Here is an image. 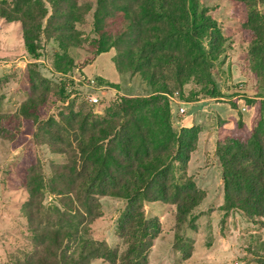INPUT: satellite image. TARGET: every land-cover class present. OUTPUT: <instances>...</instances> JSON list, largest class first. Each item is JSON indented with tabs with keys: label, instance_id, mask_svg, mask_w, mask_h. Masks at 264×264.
<instances>
[{
	"label": "trees",
	"instance_id": "trees-1",
	"mask_svg": "<svg viewBox=\"0 0 264 264\" xmlns=\"http://www.w3.org/2000/svg\"><path fill=\"white\" fill-rule=\"evenodd\" d=\"M228 1L236 5L242 2L246 9L247 20L242 30L250 42L251 67L264 88V0ZM199 2L97 0L94 34L99 40L94 41L93 53L98 55L110 48V40L101 37V29L105 18L113 16L118 22L116 44L137 42L127 49L120 48V53L130 54L132 67L140 69L142 63L154 61L182 66L172 53L174 41L206 54L202 40L219 39L215 32L205 35L203 29H211L217 23L200 9ZM87 4L81 0H0V21L22 26L25 58L34 63L42 57L46 34L52 33L48 37L61 45L81 47L76 25L88 14ZM110 5L114 7L111 9ZM71 64L72 60L67 63ZM186 77L183 73L178 76L180 80ZM31 86L34 92L31 90V96L18 112L0 114V143L15 144V148L35 143V129L45 119L48 95H37L36 85L31 82ZM62 92L67 96L64 89ZM154 94L150 98H120L106 118L75 111L70 106L57 119L46 121L51 126L61 124L63 130L50 129L53 140L44 145L68 158V163L55 167L47 189L58 198L56 206L48 211L56 214L59 223L46 217L43 191L47 184L42 164L27 155L18 175L30 195L24 213L38 225L34 232L40 246L24 263L10 264H149L163 224L160 218L147 215L146 206L175 205L174 222L178 227L187 224L206 198L205 191L186 174L200 131L185 128L176 133L171 123L169 89L162 86ZM220 97L209 84L204 98ZM253 99L256 114L251 128L240 122L233 130H220L216 158L223 181V211L241 212L254 224L264 220V93ZM177 167L184 173L183 181L176 178ZM100 197L127 202L117 228L121 251L90 235L92 224L101 216ZM261 258L264 263V256Z\"/></svg>",
	"mask_w": 264,
	"mask_h": 264
},
{
	"label": "rangeland",
	"instance_id": "rangeland-1",
	"mask_svg": "<svg viewBox=\"0 0 264 264\" xmlns=\"http://www.w3.org/2000/svg\"><path fill=\"white\" fill-rule=\"evenodd\" d=\"M85 1L88 2L89 12L76 25L83 43L81 47L61 45L55 38L48 37L52 33L46 34L42 40V57L34 63L25 58L22 26L0 21V114L19 111L21 104L31 96V90L34 92L31 82L37 87V95H48L45 119L35 129V143L18 148L15 144L0 143V263H24L40 246L34 232L38 225L24 213L30 195L18 175V170H23L22 161L27 155L42 164L47 184L43 191L46 217H50L52 223H59L56 214L48 211L56 206L58 198L47 189L56 173L55 167L68 163V158L62 153L51 152L44 145L53 140L50 129L63 130L61 124L51 126L46 121L57 119L61 111L70 106L75 111L106 118L115 109L118 99L150 98L156 90L166 86L170 91V116L174 131L179 134L182 129H189L191 119L194 124L190 129L200 131L197 149L192 154L186 174L205 191L206 198L194 210L187 224L181 227L176 225L172 216V213H177L175 205L171 210H155L163 223L164 240L155 241L148 263L264 264L261 258L264 256V220L253 224L241 212L223 211V183L216 158L219 131L233 130L240 122L250 129L256 114L253 98L264 93L249 60L251 47L242 30L247 20L242 2L236 5L228 0H200V9L217 23L211 29L204 28L205 35L215 32L219 37L216 41L209 37L202 40L206 54L191 51L184 42L174 41L172 53L184 65L154 61L152 64L144 62L137 69L131 66L130 54L120 53V48L127 49L137 45V42L116 44L118 22L113 16L105 18L101 29V37L110 40V48L98 55L93 53L94 41L99 40L94 34L97 0H81L82 3ZM249 1L254 3L257 0ZM212 43L215 44L213 48L210 46ZM70 60L73 64L67 65ZM118 65L124 72L119 70ZM181 73L187 77L180 80L178 76ZM83 78L97 79L99 87L104 89L89 88ZM209 84L220 98H204ZM62 89L68 93L67 96ZM91 94H97L101 103L93 106L89 101ZM69 98L72 103H69ZM181 109H185L186 113L181 114ZM183 175L177 167L176 178L183 181ZM100 202L101 216L92 224L90 235L121 251L122 240L118 237L117 228L127 202L110 197H100ZM153 208L146 206L149 217L154 213Z\"/></svg>",
	"mask_w": 264,
	"mask_h": 264
},
{
	"label": "built area",
	"instance_id": "built-area-1",
	"mask_svg": "<svg viewBox=\"0 0 264 264\" xmlns=\"http://www.w3.org/2000/svg\"><path fill=\"white\" fill-rule=\"evenodd\" d=\"M83 80H86V83L88 85L89 88L91 89H95V90H102L104 89V87H99V82L97 79L95 78H89V79H85L83 78ZM89 101L92 103V104H99L101 102V98L96 95H92L89 97ZM245 110V109H243ZM180 113L181 114H185L186 113V110L185 109H181L180 110Z\"/></svg>",
	"mask_w": 264,
	"mask_h": 264
},
{
	"label": "crops",
	"instance_id": "crops-1",
	"mask_svg": "<svg viewBox=\"0 0 264 264\" xmlns=\"http://www.w3.org/2000/svg\"><path fill=\"white\" fill-rule=\"evenodd\" d=\"M239 97H241V96H239ZM213 100H215V99H213ZM241 102L243 101V100H240ZM194 124V121L191 119L190 121H189V127L188 128H190L192 125ZM194 155V154H193ZM192 155V156H193ZM188 170H189V167H188ZM189 174V173H188ZM221 183H223V181L221 180ZM223 185V184H222ZM147 206H149V207H154L153 208V211H154V213H153V215H152V217L153 216H156L157 217V213H156V209H161V210H165V211H167V210H171L170 208H167L165 205H159L158 203H154V204H149V205H147ZM158 218H160V216H158ZM163 224V223H162ZM158 239H161V240H164L163 238H162V235L158 238ZM166 241V240H165Z\"/></svg>",
	"mask_w": 264,
	"mask_h": 264
}]
</instances>
